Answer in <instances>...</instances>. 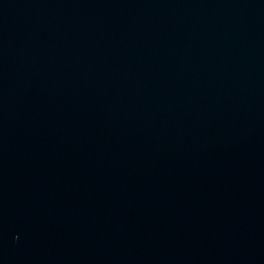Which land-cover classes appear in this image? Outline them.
Listing matches in <instances>:
<instances>
[{
	"label": "water",
	"instance_id": "water-1",
	"mask_svg": "<svg viewBox=\"0 0 264 264\" xmlns=\"http://www.w3.org/2000/svg\"><path fill=\"white\" fill-rule=\"evenodd\" d=\"M0 264H264V0H0Z\"/></svg>",
	"mask_w": 264,
	"mask_h": 264
}]
</instances>
